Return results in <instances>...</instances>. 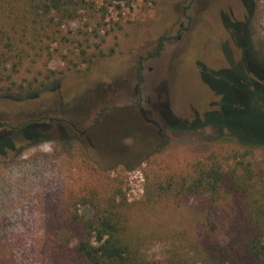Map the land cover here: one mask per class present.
Masks as SVG:
<instances>
[{"label": "rangeland", "instance_id": "obj_1", "mask_svg": "<svg viewBox=\"0 0 264 264\" xmlns=\"http://www.w3.org/2000/svg\"><path fill=\"white\" fill-rule=\"evenodd\" d=\"M108 1L97 0L106 27L91 20L104 55L90 69L82 64L58 76L31 92L35 98L0 92V136L15 147L0 155L2 264H48L71 233L68 201L107 185L126 192L133 232L150 261L196 259L193 243L208 218L221 226L230 216V201L211 208L180 181H189L195 161L212 150L239 146L215 126L239 133L242 122L233 113L242 102L255 104V85L249 93L238 73L264 65V1ZM226 21L250 23L249 41L239 26L223 28ZM101 38L91 36L93 50ZM242 46L249 52L245 66L237 65ZM50 67L64 63L55 59ZM39 119L47 124L43 139L24 141L17 127ZM81 213L93 214L89 207Z\"/></svg>", "mask_w": 264, "mask_h": 264}, {"label": "trees", "instance_id": "obj_2", "mask_svg": "<svg viewBox=\"0 0 264 264\" xmlns=\"http://www.w3.org/2000/svg\"><path fill=\"white\" fill-rule=\"evenodd\" d=\"M241 1L247 5L264 0ZM108 5L101 7L103 13ZM98 11L97 0H0V92H26L28 98H35L37 94L31 92L45 90L58 76L80 71L82 64L90 69L104 55V38L96 27L106 24ZM93 19L96 27H92ZM78 22L83 29L72 31L71 24ZM229 22L221 26L230 28L233 23ZM249 25H233L239 26L243 42L249 39ZM91 36L101 38L95 50ZM240 53L237 65L245 66L247 46ZM55 59L62 60L63 69L50 67ZM238 74V82L249 93L250 83L255 85L257 96L255 104L242 102L233 113L242 122L241 131L233 133L226 125L208 122L197 126L226 130L239 146L212 150L195 161L189 181L185 177L180 181L184 192L201 194L211 208H220L225 201L231 204L230 216L221 226L213 217L206 221L204 233L193 243L196 259L161 262L145 258L132 229L133 208L126 192L121 186L107 185L68 201L65 219L71 233L58 244L48 264H264V65L256 64V72ZM46 128L44 119L17 127L21 138L31 143L41 141ZM14 148L12 140L0 136V155ZM81 207H89L92 216L83 215Z\"/></svg>", "mask_w": 264, "mask_h": 264}]
</instances>
